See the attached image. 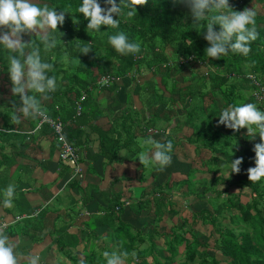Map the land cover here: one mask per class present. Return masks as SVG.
<instances>
[{"label":"crops","instance_id":"crops-1","mask_svg":"<svg viewBox=\"0 0 264 264\" xmlns=\"http://www.w3.org/2000/svg\"><path fill=\"white\" fill-rule=\"evenodd\" d=\"M35 37L39 36L26 34L23 39L27 42ZM68 61L66 56L62 64ZM62 64L49 75L57 71L62 75L67 70ZM133 72L108 88H94L92 102L85 108L89 113L86 122L71 124L82 136L75 146L81 166L78 176L58 158L57 142L49 128H37L38 118L21 123L12 120L13 106L18 107L20 101L4 79L8 70L0 64V129H7L0 130V227L22 254H38L42 264L88 261L96 252L122 251L130 231L139 238L134 250L147 251L146 262L154 264L159 259L156 252L166 249L173 232L188 231L185 221L192 224V214L197 221L191 234L202 240L209 236L212 227L201 223L200 212L213 214L216 193L222 199L227 188L229 194L238 192L229 183L247 174L241 177V170L231 173L229 164L211 161L214 149L204 145L211 137L208 131L223 135L227 130L219 123L226 104L218 93L213 98L206 94L205 69L184 64L168 73L146 67ZM49 102L43 103V109L50 117L54 110ZM148 129L157 133L150 134ZM149 136L159 142L169 139L174 145L172 162L163 171L140 164L139 154L149 150L142 141ZM216 143L220 140L215 139L213 146ZM221 155L217 158L222 159ZM254 166L247 164L242 171L247 173ZM9 185L15 186V194L11 204L5 205ZM156 189L165 192L167 201L160 218H155ZM193 189L196 194L204 193L195 197L189 194ZM248 200L249 191H242L241 201ZM111 209L114 224L103 223ZM185 238L190 239L189 232ZM178 247L182 253L185 245Z\"/></svg>","mask_w":264,"mask_h":264},{"label":"trees","instance_id":"trees-1","mask_svg":"<svg viewBox=\"0 0 264 264\" xmlns=\"http://www.w3.org/2000/svg\"><path fill=\"white\" fill-rule=\"evenodd\" d=\"M35 1L40 4L47 3L57 12L66 11L65 22L53 33L58 40V46L47 53L43 52L42 44L41 49L43 58L55 66L61 65L66 56L69 58L67 63L60 66L67 67L62 75L59 71L51 74L58 78L59 85L65 83L66 85L64 88L58 87L51 93L52 100L49 101L54 110L50 117H59L65 123L67 137L74 147L80 143L82 136L78 128H73L71 124L86 122L89 113L87 114L85 108L92 102L91 91L97 89V80L104 75L116 79L129 78L133 71L137 72L145 67L149 70L154 68L155 72L163 69L168 73L184 64L198 66L206 71L202 75V81L205 82L203 86L209 85L211 88L206 94H212L213 91L215 94L218 93L226 107L255 103L264 110V0H229V6L234 11L252 8L255 10L256 6H261L260 11L255 10L258 38L252 42L251 52L247 56L229 51L220 59H211L206 55L205 49L209 45L204 39L205 30L193 24L188 7L179 0H147L145 5L137 6V15L133 18L129 19L123 14L114 17L120 21L118 29L102 25L100 32L87 28L88 20L79 12L82 0ZM128 2L131 3V0ZM99 3L102 7L105 6L104 0H99ZM214 28L218 31L219 25ZM117 31L125 32L130 40L139 41L141 52L135 55H121L116 52L108 43V36ZM30 39L40 44V37ZM85 46L92 49L86 55L80 53V49ZM7 56V50L0 45V64L6 70ZM191 56L192 62L183 63ZM4 79L11 83L9 76H5ZM77 101H80L79 113L76 110ZM0 130L5 132L7 129ZM246 132V128L238 131L227 128L223 135L217 131H208L206 134H211V137L206 136L208 143L204 145L214 149L211 150V161L217 163L218 160L230 165L231 160L243 157L240 170L247 164L255 165L253 146L260 143L259 134L252 137ZM221 138L224 143H216L213 146L214 139ZM168 140L165 139L163 142ZM200 142L204 143V138L201 137ZM105 150L102 146L104 156ZM218 154H222V159L217 158ZM107 156L113 159L112 155ZM229 186H236L238 192L229 194L227 188L223 192L227 196L222 199H220L222 194L216 193V207L211 203L213 214L207 211L200 212L201 223L212 227L211 234L205 236L204 240L191 234L192 225L197 221L196 215L192 214V224L185 221L188 231L179 228L173 232L166 249L156 252L160 261L157 259L154 264H178L180 259L183 261L179 264H264V179L251 182L247 176L241 181L230 182ZM245 190L249 191V200L244 203L241 201V193ZM195 192V189L189 190V194H194L195 197L204 193ZM165 196L162 189L154 191L155 218H160L162 209L167 205ZM114 215L111 209L103 223L109 220L114 224ZM185 232H189L190 239L185 238ZM135 239L136 237H132L128 231L124 238L126 245L122 251L126 250L129 253L134 251L138 256L137 264H148L146 262L148 252L134 250ZM182 243L185 248L179 253L178 246ZM72 264H79V261L74 259ZM86 264H106V261L101 253H94L93 259L86 261ZM129 264H132L131 260Z\"/></svg>","mask_w":264,"mask_h":264},{"label":"clouds","instance_id":"clouds-1","mask_svg":"<svg viewBox=\"0 0 264 264\" xmlns=\"http://www.w3.org/2000/svg\"><path fill=\"white\" fill-rule=\"evenodd\" d=\"M179 2L188 7L193 24L205 30L204 39L209 45L205 53L209 58L220 59L229 51L243 56L251 52V44L258 38L257 13L253 8L234 11L229 6V0ZM146 3L147 0H131V3L128 0H119V3L117 0H104L105 6L102 7L99 0H82L79 12L88 20V29L100 32L102 25L118 29L120 21L114 17L123 14L131 19L137 15V6ZM65 12H57L47 3L40 4L34 0H0V45L8 53L11 92L18 96L20 101L18 107L13 106L12 120L16 123L43 117V103L49 100L50 94L60 86L58 78L49 75L54 71L55 65L43 58L41 44L44 53L58 46V40L53 33L65 22ZM216 25H219L218 31L214 28ZM26 34L39 36L40 44L34 43L32 39L25 42L23 37ZM108 43L121 55H135L141 52V43L130 40L123 31L109 35ZM91 50L90 46H85L80 49V53L86 55ZM219 123L233 131L246 128L247 134L252 137L259 134L260 143L253 146L255 166L246 171L251 182L264 179V110L255 103L231 105L221 111ZM142 143L148 146L149 150L139 154L141 165L156 166L159 171H163L171 164V140L159 142L149 136ZM242 162L243 157L231 160L229 171L239 173ZM6 192L4 204L10 205L15 186L9 185ZM102 256L106 264H129V260L132 264H137L138 260L136 252L129 253L126 250L103 251ZM0 264H42V260L38 254L24 255L19 252L17 243L0 227ZM79 264H86V261L81 259Z\"/></svg>","mask_w":264,"mask_h":264},{"label":"built area","instance_id":"built-area-1","mask_svg":"<svg viewBox=\"0 0 264 264\" xmlns=\"http://www.w3.org/2000/svg\"><path fill=\"white\" fill-rule=\"evenodd\" d=\"M193 57H189L188 60H184L183 63H190L192 62ZM135 77V75H132ZM116 78L110 75H104L100 77L97 82L96 86L98 88H108L111 86V84L116 82ZM84 96H82L81 99H83ZM76 103V110L77 113L80 112V101L75 102ZM42 125H46L49 128V131L54 136L57 146H58V158L62 161L67 163L72 170L74 171L75 175L80 176L81 174V166L79 164V154L77 149L74 147V145L71 143V141L68 139L65 129V123L59 118H50L46 114H44L43 117H38V124L37 128L39 129ZM148 132L150 134L157 133L153 129H148ZM129 203H125L126 206H128ZM117 209V208H116Z\"/></svg>","mask_w":264,"mask_h":264},{"label":"rangeland","instance_id":"rangeland-1","mask_svg":"<svg viewBox=\"0 0 264 264\" xmlns=\"http://www.w3.org/2000/svg\"><path fill=\"white\" fill-rule=\"evenodd\" d=\"M255 10L260 11V10H261V6H259V5L256 6ZM209 89L211 90L210 86L208 85V87H207V91H209ZM213 94H215L214 91L212 92V98H213ZM211 101H212V100H211ZM222 138H223V137H222ZM222 138L219 139V140H220V143L223 144L224 142H223V139H222ZM214 140H215V139H214ZM246 174H247V173H246L245 171H242V170H241V172H240V176H241V177L246 176ZM130 234L132 235V237H136L135 242H137V241L139 240V238L137 237L136 234H134V233H132V232H131ZM206 237H207V236H206ZM212 246H213L212 243H210V247H212ZM96 253H97V252H96ZM98 253H99V252H98ZM211 253H213V252H211ZM218 256H219V255H218ZM219 258H220V256H219Z\"/></svg>","mask_w":264,"mask_h":264}]
</instances>
